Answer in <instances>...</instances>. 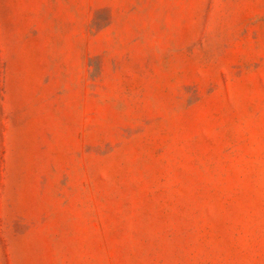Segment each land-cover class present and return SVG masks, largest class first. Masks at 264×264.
<instances>
[{"label": "rangeland", "instance_id": "obj_1", "mask_svg": "<svg viewBox=\"0 0 264 264\" xmlns=\"http://www.w3.org/2000/svg\"><path fill=\"white\" fill-rule=\"evenodd\" d=\"M0 264H264V0H0Z\"/></svg>", "mask_w": 264, "mask_h": 264}]
</instances>
